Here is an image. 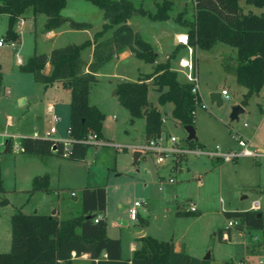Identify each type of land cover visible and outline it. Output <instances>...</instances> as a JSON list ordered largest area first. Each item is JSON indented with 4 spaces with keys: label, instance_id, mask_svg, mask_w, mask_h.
<instances>
[{
    "label": "rangeland",
    "instance_id": "rangeland-1",
    "mask_svg": "<svg viewBox=\"0 0 264 264\" xmlns=\"http://www.w3.org/2000/svg\"><path fill=\"white\" fill-rule=\"evenodd\" d=\"M129 1L134 7L141 6L152 13L156 1L162 0ZM238 3L243 12L260 13L263 10V7L246 0H238ZM29 11L30 7H26L23 13L28 14ZM64 11L76 20L89 22L90 26L76 29L64 23L67 30L54 39H48L41 28L45 15L36 13L34 20L26 19L23 24L19 19L15 21L13 27L17 29L18 40H13V46H0V177L1 184L7 189L0 193V197L9 198L7 205L0 206V246L4 239H8L4 226L9 227L8 215L14 209L50 212L58 207L60 216H69L76 212L74 208L78 207L82 186L102 184L106 198L102 211L107 223L105 233L121 238L123 254L129 253V241L136 240L134 231L144 229L145 234L182 244L192 256L203 258L209 252V264H241V261L259 264L260 259L264 261V154L224 163H217L206 156L188 155L170 169L168 165L154 164L150 154L133 162L132 148L120 147L143 141L142 116L135 117L130 124L126 108L113 93L117 81L136 80L139 74L150 71L152 63L133 53L124 59L112 57L95 72L96 80L89 86L88 101L103 112L100 132L107 140L90 143L84 158L70 159L55 154L40 157L19 152L13 146L2 152L5 138L17 143L19 134H27L31 126L41 133L53 124L56 131L49 136L66 137L68 88L61 82L44 88L31 73H20L15 63L17 55L24 60L33 52L48 51L50 44L78 43L90 38L101 27L102 9L88 0H68ZM167 13L165 19L134 13L127 18V23L149 42L157 54L156 61L167 60L169 66L176 70L177 78L186 80L179 59L188 56V46L177 44L176 33L187 30L182 21L193 18L194 2L170 0ZM4 27L5 14H1L0 39ZM109 33L110 29L102 37ZM191 48H194L193 58L197 62L202 98L194 114L197 138L208 146L233 143V128H236L253 133L252 148L264 146V82L258 92L249 95L238 118L230 120L231 107L241 103L242 93L246 90L235 78L236 48L221 41H216L210 48ZM89 49V46L81 49L82 59L91 58ZM3 84L9 88L8 93L3 92ZM223 87L227 88L229 98L223 99L220 105L211 102L209 93L220 92ZM16 92L26 94L27 101L19 103ZM156 97L157 91L149 82L147 101L159 109L166 134L186 140L184 125L170 114L171 103H159ZM46 102L52 104V112L58 116L53 123L50 121L52 112L46 107ZM245 122L247 126H244ZM38 173L48 174L49 190L36 192L32 202L22 203L27 195L24 188L30 186V175ZM157 173L163 176L157 178ZM168 177L171 182L167 181ZM70 191L74 195H70ZM133 200L140 201V204L135 207V218L130 219L128 208ZM191 201L197 206V211L177 212L187 211ZM253 201H258L263 228H226L227 220L236 217L228 216L225 211L247 209ZM219 229L227 233V237L223 234L220 237ZM83 263L77 259L72 264Z\"/></svg>",
    "mask_w": 264,
    "mask_h": 264
},
{
    "label": "trees",
    "instance_id": "trees-1",
    "mask_svg": "<svg viewBox=\"0 0 264 264\" xmlns=\"http://www.w3.org/2000/svg\"><path fill=\"white\" fill-rule=\"evenodd\" d=\"M102 9L100 29L90 38L78 43L67 42L54 46L48 52H33L18 65V69L30 72L35 81L44 86L60 81L69 90L66 136L69 138L67 158L81 159L85 156L87 142L80 138L87 133L102 137L100 132L103 112L88 101L89 86L96 80L95 72L107 60L123 49L134 56L152 63L151 70L138 75L136 80H120L115 83L114 94L129 114L131 123L137 116H143L144 139L161 132L162 116L159 109L147 101L149 82L157 91L159 103L170 102V114L183 125L194 124V114L201 100L191 91V83L177 78L167 60L156 61V52L136 30L127 23L134 13L147 14L153 19H165L170 0L156 1L154 12L141 6L134 7L129 0H88ZM66 0H0V13L7 15L2 40H18L13 27L26 7L31 13H43V30L47 31L63 23L81 29L90 26L84 20L62 15L60 9ZM194 16L184 19L187 25V44L193 47L210 48L216 41L233 45L237 60L234 65L236 81L246 90L242 93L241 104L249 95L258 92L264 82V0H246L263 7L260 13L243 12L238 0H193ZM180 19L179 16H175ZM110 29L106 37L105 31ZM91 46V58L85 62L80 51ZM49 71L44 72L45 63ZM0 70V86H1ZM193 142V139H188ZM19 150L31 154L60 155L62 142L43 136L19 137ZM54 146V150L51 147ZM10 142L4 141L2 152L8 151ZM47 173L34 174L27 193L48 191ZM4 191L0 177V193ZM80 209L66 218H57L50 213H26L14 209L9 215V248L0 251V264H70L71 257L87 252L88 264H209V260L192 256L180 250L175 251L170 239L162 240L144 234L141 244L132 251L129 258L120 257L117 237L105 233L106 221L102 215L105 208V188L102 184L80 188ZM8 202L0 197V205ZM190 213L194 211H177ZM258 209L225 211L228 216L239 219L238 228L261 229L263 217ZM101 214L97 221L93 216ZM264 232V230H263ZM219 236L222 229L218 230ZM228 264V263H227Z\"/></svg>",
    "mask_w": 264,
    "mask_h": 264
},
{
    "label": "built area",
    "instance_id": "built-area-1",
    "mask_svg": "<svg viewBox=\"0 0 264 264\" xmlns=\"http://www.w3.org/2000/svg\"><path fill=\"white\" fill-rule=\"evenodd\" d=\"M177 42L183 43L188 46L187 39L185 40L181 35L176 36ZM2 39H0V44L2 43ZM13 40H8L5 44L12 45ZM179 65L182 71L185 74L186 81L191 83V91L198 95L201 98L200 93V85H199V75L198 69L195 59L193 58V50L188 46V56L181 57L179 59ZM5 92L8 91L7 88L4 89ZM220 95L223 99L229 98V92L227 88H222L220 90ZM51 121L52 123L58 119V116L51 113ZM163 120V119H162ZM247 123L245 122L244 125ZM55 127L53 124L49 126V129L43 133V137H49L50 132H53ZM233 137L235 138V142L237 144L236 147H223L219 143H215L214 145L208 146L205 144H200L197 142H190L186 138V140L181 141L180 138L172 134H166L163 132H159V134L149 137L145 139L141 143L135 145H125L120 147H130L134 150H138L139 153L142 154H150L153 156V163L156 165H168L170 169L175 168L179 165L182 158L193 155V156H206L210 159L219 160V161H233L239 157L249 156V157H258L264 154L263 148H252L251 147V138L247 135H244L239 129L233 128ZM51 138V137H49ZM53 140H60L62 142V147L60 150V155L66 157L69 152L70 141L66 136L64 139L60 138H51ZM80 141L98 144L102 143L103 139L96 137L94 133H87L85 136L80 138ZM12 146L14 149H19L18 143H13ZM54 150V146L51 147ZM167 181L171 182L172 179L170 177L167 178ZM160 189V187H158ZM70 194L73 195L74 192L70 191ZM140 204V201L133 200L132 205L128 208L129 218L134 219L136 215L135 207ZM259 206L258 201H253L252 207L257 209ZM188 211H196L197 206L193 201L189 203L187 208ZM101 217V214H96L93 216V221H97V219ZM239 223L238 218L228 219L226 223V228L231 226H237ZM222 234L227 237V233L222 231ZM241 264H245V262L241 261ZM259 264H264L262 259L259 260Z\"/></svg>",
    "mask_w": 264,
    "mask_h": 264
},
{
    "label": "crops",
    "instance_id": "crops-1",
    "mask_svg": "<svg viewBox=\"0 0 264 264\" xmlns=\"http://www.w3.org/2000/svg\"><path fill=\"white\" fill-rule=\"evenodd\" d=\"M67 1L68 0H66V2H65V5L60 9V13L62 14V15H66V16H70L71 14L69 13V12H65L64 10H65V8H66V4H67ZM1 14H5V13H0V15ZM35 14H32L31 13V10L28 12V14H24L23 12H22V14H21V16L18 18L19 19V23L20 24H23L24 23V21L26 20V19H28V20H30V19H32V20H34V18H35ZM27 17V18H26ZM71 17V16H70ZM17 19V20H18ZM6 20H7V15L5 14V26H6ZM45 20V19H44ZM44 20L42 21V31L44 32V35H45V38H48V39H54L56 36H58V35H60L62 32H64V31H66L67 29H64V27H63V24H61V25H59V26H57V27H55V28H52V29H50V30H47V31H45V30H43V22H44ZM4 29H5V27H4ZM15 29V28H14ZM16 30V32H17V29H15ZM18 33V32H17ZM2 35H3V33H2ZM177 35H186V30L185 31H180V32H177L176 33V36ZM3 41V40H2ZM17 41V40H16ZM3 44H5V42H2L1 44H0V46H2ZM14 44V43H13ZM13 44L12 45H9V46H13ZM177 44H182V45H185V44H183V43H180V42H177ZM189 46V45H188ZM52 47H54V44H50V48H49V50L52 48ZM190 48H191V46H189ZM89 51H90V56H91V46H89ZM192 49V48H191ZM48 50V51H49ZM192 50H194V48L192 49ZM48 51H46V52H48ZM131 51L130 50H128V49H123L122 51H120L116 56H114V57H116V58H121V59H124V58H126V57H128L129 55H131ZM26 59V57L24 58V60ZM20 56H16V58H15V63H16V65H17V67H18V65L20 64V63H22L23 61H24ZM85 62H87L88 60H90V59H88V60H85V59H83ZM195 61H196V59H195ZM196 64H197V62H196ZM49 68H50V66H49V63L48 62H46L45 63V65H44V67H43V71L44 72H48L49 71ZM0 70H1V66H0ZM151 70V69H150ZM22 71H20V73H21ZM30 73V72H29ZM144 73V72H143ZM1 76H2V72H1ZM26 76V75H25ZM57 82H60V81H54V82H52V83H57ZM1 83H2V81H1ZM41 83V82H40ZM51 83V84H52ZM42 84V83H41ZM43 85V84H42ZM44 86V85H43ZM2 88H3V92L4 93H8L9 92V88L7 87V85L6 84H3L2 85ZM5 88H7L8 89V91L7 92H5L4 91V89ZM44 88H45V86H44ZM224 88V87H223ZM17 94H16V98H18V101H19V103H25L26 101H27V95L26 94H24V93H21V92H16ZM46 104H47V108H48V110L50 111V112H52V109H53V106H52V104L50 103V102H46ZM241 104V103H240ZM242 105V107H243V104H241ZM97 106V105H96ZM259 108L262 110L263 109V107H262V105L260 104V106H259ZM244 111V110H243ZM50 116H51V114H50ZM142 118H143V116H142ZM162 119H163V117H162ZM50 121H51V118H50ZM51 123H52V121H51ZM133 123V121L130 123V124H132ZM162 123H163V120H162ZM193 126H195V120H194V124H193ZM244 126H247V124L246 125H244ZM49 129V128H48ZM48 129H45L43 132H41V133H39L38 132V130L36 129V128H33V126H31V128H30V130H29V132L27 133V134H19V136H18V141H19V137H21V136H42L43 135V133L45 132V131H47ZM240 131H241V129H239ZM56 131V129L53 131V132H50V135L52 134V133H54ZM161 132H163V133H167L166 131H165V129L163 128V124H161ZM244 135H247V136H249L250 138H251V142H252V135H253V133L252 132H245V131H241ZM50 137V136H49ZM103 137V136H102ZM52 138V137H51ZM103 138H105V137H103ZM105 139H107V138H105ZM188 139V138H187ZM195 141L197 142V143H200V144H204V142H202V141H200L198 138H197V136H196V132H195ZM6 140H8L9 142H10V148H9V150L12 148V140L10 139V138H5V140L4 141H6ZM145 139H144V135H143V141H144ZM4 143V142H3ZM18 143V142H17ZM139 143V142H138ZM138 143H130V144H126V145H130V146H132V145H135V144H138ZM141 143V142H140ZM222 146L223 147H236L237 146V144H236V142H228V143H226V144H222ZM264 146H259L258 148H263ZM8 150V151H9ZM133 150V149H132ZM18 151L19 152H21L19 149H18ZM24 153V152H23ZM26 154H31V153H26ZM31 155H37V156H40V157H45V156H51L52 154H44V155H38V154H31ZM85 155H86V153H85ZM145 155L146 154H142V153H139L138 154V156H137V158H136V160L134 161V162H136L137 160H138V158H140V157H142V158H144L145 157ZM85 157V156H84ZM83 157V158H84ZM248 158L249 156H244V157H239V158H237V159H234L233 161H238V160H240V159H242V158ZM185 158V157H184ZM251 158H255V157H251ZM82 159V158H81ZM183 159V158H182ZM211 160H213V161H215V162H217V163H224V162H228V161H219V160H214V159H211ZM182 161V160H181ZM180 164V163H179ZM164 166V165H163ZM146 171V170H145ZM38 174H41V173H38ZM34 174H31L30 175V180H31V177L33 176ZM48 175V174H47ZM163 175H161L160 173H157V178H160V177H162ZM3 186V185H2ZM49 186V185H48ZM88 186H92V185H88ZM3 188H4V186H3ZM29 187H26V188H24V190H25V192H26V189H28ZM158 188V187H157ZM11 189H15V188H11ZM7 189L6 188H4V191H3V193H5V191H6ZM36 192H43V191H34V192H32V193H27L26 192V197H25V199H24V201L22 202V203H27V202H32V200H33V198H34V194L36 193ZM71 195V194H70ZM74 195V194H73ZM6 198H7V200H8V202H9V198L7 197V196H5ZM7 202V203H8ZM79 203H78V207H75L74 209H75V214L79 211V209H80V200L78 201ZM105 202H106V198H105ZM7 203L6 204H2V205H0V206H5V205H7ZM18 209H20V208H18ZM247 209H254L252 206H249V208H247ZM21 210V209H20ZM33 210H35V207L33 208ZM243 210V209H242ZM197 211V210H196ZM11 213V212H10ZM10 213H9V215H10ZM26 213H30V212H26ZM32 213V212H31ZM35 213H50V214H55L56 215V217L57 218H59V219H61V218H66V217H69V216H71V215H69V216H65V217H63V216H60L59 215V208L57 207L56 209H54V210H52V211H50V212H35ZM9 215H8V221H9ZM73 215V214H72ZM102 215H103V217H104V214H103V212H102ZM105 219V218H104ZM131 219V218H130ZM106 221V220H105ZM118 222H122L121 220H118ZM124 222V221H123ZM106 226H107V223H106ZM8 228V229H7ZM106 228V227H105ZM4 232H5V236L7 235V237H8V239L6 240V239H4V241H3V244H2V246H0V251H2V249H3V251H6L5 249H7V248H9V227H6V226H4ZM145 234V230L144 229H139V230H136V231H134V236L136 237V240L135 241H129V244H128V254H123V248H122V242H121V238L120 237H117L118 239H119V244H120V257L121 258H129L131 255H132V251L134 250V249H136V248H138L139 246H140V244H141V240H140V236H142V235H144ZM107 235V234H106ZM149 235V234H148ZM108 237H116V236H110V235H107ZM158 239V238H157ZM162 240H167V239H162ZM171 240V239H170ZM172 241V240H171ZM172 244H173V249L175 250V251H180V250H183V251H185V252H187V253H189L188 251H186L185 249H184V246L182 245V244H180V243H176L175 241H172ZM8 250V249H7ZM197 256V255H196ZM198 257V256H197ZM77 259H81L84 263L83 264H88L89 263V257H88V254H87V252H82V253H80L79 255H77V256H72L71 257V262H70V264H72L75 260H77Z\"/></svg>",
    "mask_w": 264,
    "mask_h": 264
},
{
    "label": "water",
    "instance_id": "water-1",
    "mask_svg": "<svg viewBox=\"0 0 264 264\" xmlns=\"http://www.w3.org/2000/svg\"><path fill=\"white\" fill-rule=\"evenodd\" d=\"M114 93V91H113ZM209 97H210V100L211 102L215 101V103L217 105H220L222 103V97L220 95V92L219 91H212L209 93ZM244 108L242 107L241 104H235L231 107V111L229 113V118L230 120H234V119H237L238 118V115L239 113L243 112ZM186 131H187V138L188 139H194L195 138V129H194V126L192 124H187V125H184ZM139 154V151L138 150H134L133 151V158H132V161L134 162L137 158ZM257 215H261L260 212L257 213ZM123 222V221H122ZM209 257V252L206 253V255L203 257L205 259H207Z\"/></svg>",
    "mask_w": 264,
    "mask_h": 264
},
{
    "label": "bare ground",
    "instance_id": "bare-ground-1",
    "mask_svg": "<svg viewBox=\"0 0 264 264\" xmlns=\"http://www.w3.org/2000/svg\"><path fill=\"white\" fill-rule=\"evenodd\" d=\"M181 36H186V35H181ZM184 39L186 40V39H187V36H186V37H184Z\"/></svg>",
    "mask_w": 264,
    "mask_h": 264
}]
</instances>
